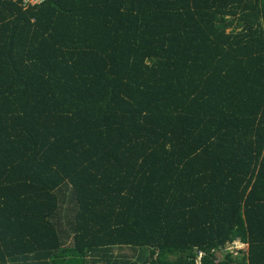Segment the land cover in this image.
<instances>
[{
	"label": "trees",
	"instance_id": "trees-1",
	"mask_svg": "<svg viewBox=\"0 0 264 264\" xmlns=\"http://www.w3.org/2000/svg\"><path fill=\"white\" fill-rule=\"evenodd\" d=\"M0 264H264V0H0Z\"/></svg>",
	"mask_w": 264,
	"mask_h": 264
},
{
	"label": "rangeland",
	"instance_id": "rangeland-1",
	"mask_svg": "<svg viewBox=\"0 0 264 264\" xmlns=\"http://www.w3.org/2000/svg\"><path fill=\"white\" fill-rule=\"evenodd\" d=\"M229 248L231 249V251H233L234 255H237V253L246 248L245 244H240L238 242H234L231 245H229ZM239 250V251H238ZM116 252L125 254L127 256H131L132 254H134V252L130 249V248H122V249H118L116 250Z\"/></svg>",
	"mask_w": 264,
	"mask_h": 264
},
{
	"label": "built area",
	"instance_id": "built-area-1",
	"mask_svg": "<svg viewBox=\"0 0 264 264\" xmlns=\"http://www.w3.org/2000/svg\"><path fill=\"white\" fill-rule=\"evenodd\" d=\"M39 1H41V0H24V3L25 4H33V3H37Z\"/></svg>",
	"mask_w": 264,
	"mask_h": 264
}]
</instances>
